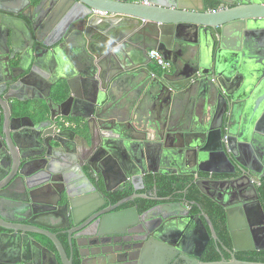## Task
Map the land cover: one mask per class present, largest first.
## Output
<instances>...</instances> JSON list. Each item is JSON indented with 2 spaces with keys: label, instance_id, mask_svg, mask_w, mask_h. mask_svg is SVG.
<instances>
[{
  "label": "water",
  "instance_id": "1",
  "mask_svg": "<svg viewBox=\"0 0 264 264\" xmlns=\"http://www.w3.org/2000/svg\"><path fill=\"white\" fill-rule=\"evenodd\" d=\"M207 1L0 7V264H264L236 258L264 251V173L212 178L238 161L233 143L264 167V0ZM152 50L173 71L145 67ZM173 175L225 211L231 248L196 202L145 193ZM212 240L217 262L204 259Z\"/></svg>",
  "mask_w": 264,
  "mask_h": 264
},
{
  "label": "trees",
  "instance_id": "2",
  "mask_svg": "<svg viewBox=\"0 0 264 264\" xmlns=\"http://www.w3.org/2000/svg\"><path fill=\"white\" fill-rule=\"evenodd\" d=\"M212 7V6H210ZM218 8V5H215ZM261 185L257 187L259 195V201L264 211V177L260 180ZM156 187L154 179L151 177L147 181L146 193L151 195H157L160 198L170 197L176 202H196V205L192 206L193 213H199L200 207L210 217L215 227V230L219 237L225 242L229 248H231L230 237L226 229V217L225 211L216 203L209 198L205 197L194 185V177L192 176H158L156 179ZM186 191V192H185ZM157 192V194H156ZM185 192V193H184ZM134 193L132 188L127 189L124 192L115 195L114 201L118 202L121 199L128 197ZM139 205H143L144 209H147L154 205L156 202H150L147 200H138ZM200 205V207H199ZM143 209V210H144ZM68 250L66 237L61 238ZM45 244L51 249L55 250L54 246L48 239H43ZM218 246L215 241H211L205 252V261L217 262L220 261L221 257L217 251ZM226 258L230 260V256L225 254ZM236 258L240 261L264 263V251H253V252H240L236 253ZM75 264H79L76 261Z\"/></svg>",
  "mask_w": 264,
  "mask_h": 264
},
{
  "label": "flooded vegetation",
  "instance_id": "3",
  "mask_svg": "<svg viewBox=\"0 0 264 264\" xmlns=\"http://www.w3.org/2000/svg\"><path fill=\"white\" fill-rule=\"evenodd\" d=\"M233 146H234V148H233V150L235 151V152H237V159H238V161L237 160H235L234 158H232V157H229V160H230V162L234 165V167L233 166H231V164L229 163V167H226L225 169L226 170H228V171H230L229 172V174H226V175H213V179H216V180H221V181H224V180H234V179H238V178H241V177H243V176H245V174H248L249 176H251L252 177V175L249 173V171H247V172H245L244 170H243V165H248V166H255V170H256V172H258V175L259 176H261L264 172V167L260 164V163H258V165H256L255 163L253 164V162L251 163V161H250V158H249V154H248V152L243 148V146H242V144H238V143H233ZM214 148H217V146H215ZM262 159V158H261ZM262 162V161H261ZM263 163V162H262ZM222 167V166H221ZM234 169H235V171H234ZM200 177L201 178H203V179H208L210 176L208 175V174H205V173H203V174H200ZM263 179V178H262ZM258 181V180H257ZM259 182H260V180H259ZM237 186V185H236ZM130 188V187H129ZM129 188H127V189H129ZM126 189V190H127ZM133 189V188H132ZM125 190V191H126ZM134 191V190H133ZM124 192V191H123ZM119 193H121V192H119ZM143 193V192H142ZM145 193H146V190H145ZM134 194V193H133ZM147 194H149V193H147ZM149 195H151V194H149ZM131 196V195H130ZM153 196V195H152ZM129 197V196H128ZM126 198V197H125ZM168 198V197H167ZM124 199V198H123ZM123 199H121V200H123ZM120 200V201H121ZM119 202V201H118ZM115 203H117V202H115ZM156 204H159V203H155L154 205H156ZM132 204H127V205H125L123 208H125V207H129V206H131ZM153 205V206H154ZM200 206V205H199ZM190 207V206H189ZM191 213L192 214H195V213H193L192 212V206H191ZM196 214H199V213H196ZM195 214V215H196ZM55 233H58V231H55ZM66 237V241H67V235H64L63 233L62 234H59V238L61 239V238H63V237ZM37 238H38V240L39 241H41V242H43V244H45V241L43 240V239H46V238H44V237H42V236H36ZM61 241H63L62 239H61ZM46 245V244H45ZM67 247H68V245H67ZM76 263V261L74 262V264Z\"/></svg>",
  "mask_w": 264,
  "mask_h": 264
},
{
  "label": "crops",
  "instance_id": "4",
  "mask_svg": "<svg viewBox=\"0 0 264 264\" xmlns=\"http://www.w3.org/2000/svg\"><path fill=\"white\" fill-rule=\"evenodd\" d=\"M3 5L0 7L3 8H7V10H9L10 14L13 13L14 11L19 10L21 7H23V0H17V1H5L2 3ZM7 4V5H6ZM207 4V9L209 11H214L217 10L220 7V3L217 0H209L206 2ZM215 5H218V8H215ZM239 5V4H237ZM212 6V7H210ZM232 6H225L226 9L231 8ZM4 14V13H3ZM145 62H146V66L149 70L158 73L160 75H162L163 73L160 71V69L154 64L153 61H148L145 58ZM173 71V68H172ZM134 85L136 83H138V81H134L132 82ZM112 92H113V98H115V101L117 99V101L119 102V104L122 106L123 103L126 100V95H130L131 90H132V85L131 82L128 81H120L116 84V86L111 88ZM154 101V99L152 100ZM153 107H151L152 109Z\"/></svg>",
  "mask_w": 264,
  "mask_h": 264
},
{
  "label": "built area",
  "instance_id": "5",
  "mask_svg": "<svg viewBox=\"0 0 264 264\" xmlns=\"http://www.w3.org/2000/svg\"><path fill=\"white\" fill-rule=\"evenodd\" d=\"M149 57L154 64L159 67L163 72H170L172 65L164 59V57L157 51L153 50L149 52Z\"/></svg>",
  "mask_w": 264,
  "mask_h": 264
},
{
  "label": "bare ground",
  "instance_id": "6",
  "mask_svg": "<svg viewBox=\"0 0 264 264\" xmlns=\"http://www.w3.org/2000/svg\"><path fill=\"white\" fill-rule=\"evenodd\" d=\"M153 51V50H152ZM170 63V62H169ZM159 68V67H158ZM173 68V67H172ZM172 68H171V70H170V72L172 71ZM160 69V68H159ZM160 71L162 72V73H168V72H163L161 69H160Z\"/></svg>",
  "mask_w": 264,
  "mask_h": 264
}]
</instances>
